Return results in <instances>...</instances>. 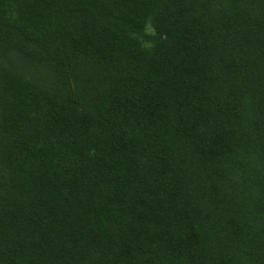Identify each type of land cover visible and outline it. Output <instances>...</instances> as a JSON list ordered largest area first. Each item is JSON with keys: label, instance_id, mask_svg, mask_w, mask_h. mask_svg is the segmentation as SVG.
Segmentation results:
<instances>
[{"label": "trees", "instance_id": "16d2710c", "mask_svg": "<svg viewBox=\"0 0 264 264\" xmlns=\"http://www.w3.org/2000/svg\"><path fill=\"white\" fill-rule=\"evenodd\" d=\"M0 264H264V0H0Z\"/></svg>", "mask_w": 264, "mask_h": 264}]
</instances>
